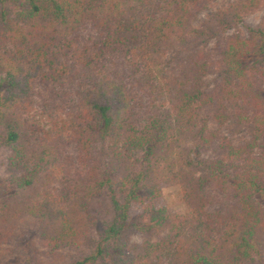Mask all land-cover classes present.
<instances>
[{
	"label": "trees",
	"instance_id": "trees-1",
	"mask_svg": "<svg viewBox=\"0 0 264 264\" xmlns=\"http://www.w3.org/2000/svg\"><path fill=\"white\" fill-rule=\"evenodd\" d=\"M214 1L0 0V262L264 264V0Z\"/></svg>",
	"mask_w": 264,
	"mask_h": 264
},
{
	"label": "rangeland",
	"instance_id": "rangeland-1",
	"mask_svg": "<svg viewBox=\"0 0 264 264\" xmlns=\"http://www.w3.org/2000/svg\"><path fill=\"white\" fill-rule=\"evenodd\" d=\"M235 0H215L213 7L201 12L195 19L194 26L198 27L207 15L211 12L222 9L227 5L233 3ZM263 16V11H258L248 15L244 21L237 27L232 28L227 32V36L240 32L243 37H247L249 28L256 27ZM215 41H212L209 48H215ZM211 85H214L215 76H209L207 79ZM224 133L228 135L227 130ZM246 134L242 132L237 138L244 137ZM0 154V198L5 196V193L12 188V174H10L5 167L4 158ZM156 208H165L169 213L176 215H186L188 208L183 200L181 190L178 186L166 187L162 190L161 200L158 202ZM27 233L23 234L17 244L10 243L4 253L2 254L0 264H40L45 262L43 255L44 250L41 246L37 245L35 234L32 228L26 225ZM140 234L132 236V242L141 243ZM5 249V248H4Z\"/></svg>",
	"mask_w": 264,
	"mask_h": 264
}]
</instances>
